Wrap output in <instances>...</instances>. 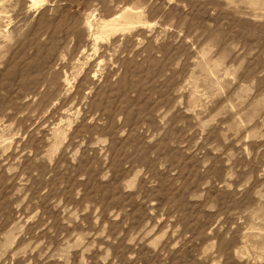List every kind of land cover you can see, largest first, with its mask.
Instances as JSON below:
<instances>
[{
	"label": "rangeland",
	"instance_id": "374dc122",
	"mask_svg": "<svg viewBox=\"0 0 264 264\" xmlns=\"http://www.w3.org/2000/svg\"><path fill=\"white\" fill-rule=\"evenodd\" d=\"M33 3L0 0V264H264V0Z\"/></svg>",
	"mask_w": 264,
	"mask_h": 264
},
{
	"label": "bare ground",
	"instance_id": "6f19581e",
	"mask_svg": "<svg viewBox=\"0 0 264 264\" xmlns=\"http://www.w3.org/2000/svg\"><path fill=\"white\" fill-rule=\"evenodd\" d=\"M34 3H37L38 1H40V0H32ZM33 3V4H34ZM116 17H119V15H117Z\"/></svg>",
	"mask_w": 264,
	"mask_h": 264
}]
</instances>
